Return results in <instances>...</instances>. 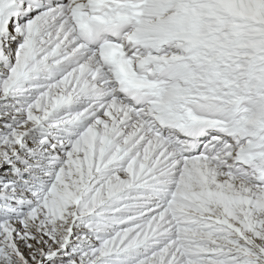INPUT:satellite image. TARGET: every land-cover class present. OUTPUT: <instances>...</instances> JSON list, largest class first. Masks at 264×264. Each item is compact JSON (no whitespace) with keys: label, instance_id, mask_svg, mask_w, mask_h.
I'll return each instance as SVG.
<instances>
[{"label":"snow or ice","instance_id":"1","mask_svg":"<svg viewBox=\"0 0 264 264\" xmlns=\"http://www.w3.org/2000/svg\"><path fill=\"white\" fill-rule=\"evenodd\" d=\"M0 264H264V0H0Z\"/></svg>","mask_w":264,"mask_h":264}]
</instances>
